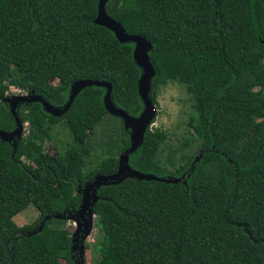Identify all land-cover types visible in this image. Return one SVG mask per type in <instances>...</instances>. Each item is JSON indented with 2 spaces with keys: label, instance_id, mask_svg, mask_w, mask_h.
<instances>
[{
  "label": "trees",
  "instance_id": "16d2710c",
  "mask_svg": "<svg viewBox=\"0 0 264 264\" xmlns=\"http://www.w3.org/2000/svg\"><path fill=\"white\" fill-rule=\"evenodd\" d=\"M98 1L0 0V130L15 128L4 102L11 87L62 108L74 82L105 81L117 108L141 114L134 46L94 23ZM106 10L152 45L151 100L168 70L185 89L200 151L178 167L169 155V172L159 160L167 135L145 133L129 167L181 182L126 178L99 187L96 264H264V0H108ZM104 95L84 88L59 118L39 103L20 106L27 136L16 148L0 140V264H72L70 232L54 216L78 210V189L114 173L130 146L119 119L112 155L94 167L86 162V141L109 115ZM60 122L72 145L50 154L44 145ZM26 199L50 217L40 232L28 234L13 220Z\"/></svg>",
  "mask_w": 264,
  "mask_h": 264
},
{
  "label": "rangeland",
  "instance_id": "374dc122",
  "mask_svg": "<svg viewBox=\"0 0 264 264\" xmlns=\"http://www.w3.org/2000/svg\"><path fill=\"white\" fill-rule=\"evenodd\" d=\"M170 72L171 70L166 71V76L161 78L163 82H160L163 86L158 91L156 101H152L155 107V117L149 128L150 130L158 129L167 135V139L159 153V160L162 167L169 172H173L174 169L166 161L169 155H174L173 158L178 167L185 161L182 160V156H184V159L190 158L192 154H198L200 150L199 141L193 140L192 129L188 124L191 117H195L193 104L185 89L177 81L172 80L173 74ZM51 82L53 85L57 84L55 79H52ZM28 95L27 92L11 87L4 98V102L9 107L7 102L9 99ZM19 108L20 106L17 108L18 116ZM120 128L121 122L118 118L108 115L102 119L100 125L86 141V147L91 151L90 157L86 159L89 167H94L96 163L112 155L109 141L116 142L120 139ZM125 132L128 136L130 135L129 131ZM27 133L28 125L25 123L21 138H25ZM71 145V135L64 123L60 122L52 126L51 139L46 141L44 150L50 154H54L56 151L62 153ZM26 164L29 163L26 162ZM83 189L84 187L78 189V194L81 197L80 202L83 197ZM52 195L54 198H59L57 190H53ZM94 195H92V198ZM75 211L63 218L64 227L70 232L72 245L75 244L76 247L72 246V257L76 258L75 261L71 260V262L72 264H96L100 256L95 244L101 238V233L96 228L95 216H92L91 213L81 216L76 214ZM43 219L28 199L19 206L18 214L13 218L16 225L23 228L28 234L37 232ZM85 225H88L86 233H84L86 230ZM61 263L65 264L66 262L61 261Z\"/></svg>",
  "mask_w": 264,
  "mask_h": 264
},
{
  "label": "water",
  "instance_id": "95a60500",
  "mask_svg": "<svg viewBox=\"0 0 264 264\" xmlns=\"http://www.w3.org/2000/svg\"><path fill=\"white\" fill-rule=\"evenodd\" d=\"M107 3L108 0L98 1L97 16L94 20V23L112 32L116 40L120 44H133V60L141 72L137 84L138 96L143 104V110L141 114L135 118L128 115L125 111L117 108L111 101L112 85L110 83L97 80H79L71 85L68 101L62 108L53 107L40 95L36 94H29L26 97L9 99L7 102L9 103V110L14 120L15 128L10 132L0 130V140L6 143H12L13 147L16 148L17 142L21 139L23 127L25 125L24 123H22L20 116H18L17 108L19 106L23 104L39 103L42 105L44 112L52 117L59 118L69 110L76 96L84 88L98 87L105 89V95L103 97L104 109L107 114L122 121L124 130L129 131L130 133V146L118 157L119 160L117 169L114 173L110 175L98 174L93 178L91 182L87 183L84 186L82 200L80 202L78 210L75 211L76 214L81 216L88 215V213H91L92 216H95L92 211V207L97 199L96 190L101 186L118 184L126 178H133L141 181H158L163 183L181 182V179H172L171 177H168L167 179H161L153 175L142 174L129 167V156L143 144L144 135L148 130H150L149 127L155 117V107L150 98L151 83L156 75V71L151 63L149 56L153 48L150 42L147 41L144 37L126 33L124 28L107 14ZM92 195H94L93 198ZM69 214L70 213H64L62 215H56L54 217L56 219H63L66 218V216ZM49 219L50 217H46L43 219V222L37 232H40L44 222ZM85 227L86 230L84 233L88 231V225H85ZM74 247L73 249L76 248Z\"/></svg>",
  "mask_w": 264,
  "mask_h": 264
},
{
  "label": "flooded vegetation",
  "instance_id": "af4514ba",
  "mask_svg": "<svg viewBox=\"0 0 264 264\" xmlns=\"http://www.w3.org/2000/svg\"><path fill=\"white\" fill-rule=\"evenodd\" d=\"M71 239H72V238H71ZM75 243H76V241H75ZM72 256H73V254H72V252H71V257H70V259H71L72 261H73V260L75 261V258H76V257H72Z\"/></svg>",
  "mask_w": 264,
  "mask_h": 264
}]
</instances>
